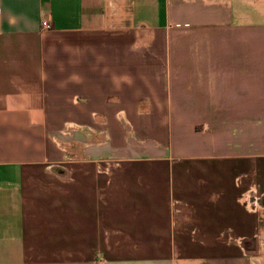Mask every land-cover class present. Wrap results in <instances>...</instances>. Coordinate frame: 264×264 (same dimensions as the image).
I'll return each mask as SVG.
<instances>
[{"label":"crops","instance_id":"1","mask_svg":"<svg viewBox=\"0 0 264 264\" xmlns=\"http://www.w3.org/2000/svg\"><path fill=\"white\" fill-rule=\"evenodd\" d=\"M244 1L0 0V264H264Z\"/></svg>","mask_w":264,"mask_h":264},{"label":"rangeland","instance_id":"2","mask_svg":"<svg viewBox=\"0 0 264 264\" xmlns=\"http://www.w3.org/2000/svg\"><path fill=\"white\" fill-rule=\"evenodd\" d=\"M235 1V0H234ZM245 6H248L246 8L250 9L251 10H259L260 12H258L257 14L261 15V16H264V0H245ZM254 2H256V4H254ZM241 19H238V23H241L242 21H240ZM260 229H261V236L263 238V241H264V217L262 216L261 217V224H260Z\"/></svg>","mask_w":264,"mask_h":264},{"label":"built area","instance_id":"3","mask_svg":"<svg viewBox=\"0 0 264 264\" xmlns=\"http://www.w3.org/2000/svg\"><path fill=\"white\" fill-rule=\"evenodd\" d=\"M42 26L44 27V28H49L50 27V24H49V22L48 21H43L42 22ZM246 197H245V204L247 205V206H249L250 208H257V207H260L261 206V204H260V201H259V199H258V201L256 202V201H254V199L253 198H250L251 196H249V194L248 195H245Z\"/></svg>","mask_w":264,"mask_h":264}]
</instances>
